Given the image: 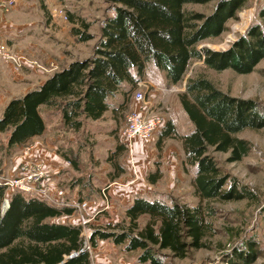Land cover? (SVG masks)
Segmentation results:
<instances>
[{"label":"trees","instance_id":"trees-1","mask_svg":"<svg viewBox=\"0 0 264 264\" xmlns=\"http://www.w3.org/2000/svg\"><path fill=\"white\" fill-rule=\"evenodd\" d=\"M113 14L99 25V38L91 56L73 60L54 71L40 85L21 96L11 98L0 115V133H6V149L14 150L45 131L42 107L58 111L62 126L77 131L83 120H98L105 112L123 109L112 98L128 86L131 92L143 79L146 67L153 63L164 71L168 86L181 82L192 60L202 61L214 71L231 69L238 74L252 72L264 58V33L253 23L246 33L224 50L206 46L201 41L221 35L225 22L246 0H218L213 11L204 15L184 9L186 3L204 4L212 0H108ZM264 19V4L257 11ZM84 30L72 28L78 41L91 37ZM123 92V91H122ZM179 103L192 124L180 141L186 164L194 167V194L199 202L187 206L158 199L134 196L124 210L121 222H108L92 230L88 244L110 240L125 251L141 250L140 263L160 264L157 249H167L184 256L187 248H201L208 225L203 200H239L251 192L228 175L222 174L213 152L227 153L228 162L240 161L250 150L248 140L236 136L244 129L264 127V112L250 98L231 96L203 75L185 80ZM176 131L171 120L160 129L157 144ZM126 147L118 144L107 157L113 181L125 172L117 161ZM158 169L147 180L154 183ZM231 180V181H229ZM229 181V186H224ZM101 194V193H100ZM3 188L0 187V203ZM9 206L0 214V264H91L83 244L80 225L56 221L72 215L73 208L51 205L37 197L13 190ZM147 221L139 227V219ZM73 252H77L73 255ZM255 251L247 248L235 254L234 261L251 264Z\"/></svg>","mask_w":264,"mask_h":264},{"label":"rangeland","instance_id":"rangeland-1","mask_svg":"<svg viewBox=\"0 0 264 264\" xmlns=\"http://www.w3.org/2000/svg\"><path fill=\"white\" fill-rule=\"evenodd\" d=\"M217 1L204 4L186 3L184 9L208 15ZM8 2L9 0H0V14H4L12 22V35L15 34L18 39L17 44L15 39L8 41L11 48L42 64L55 65L46 72L36 70L34 74H25L29 81L22 79L14 83V93H21L27 86H38L54 71L66 67L73 60L91 56L100 35V22L113 14L112 3L108 0H12L10 5ZM3 3H6L5 8H1ZM263 4L264 0H246L235 11V17L225 22L226 30L220 36L205 39L197 47L227 49L253 23L258 24L264 33V19L257 16V11ZM83 24L88 25L86 33L91 38L78 41L71 29L84 30ZM0 61L5 65V61ZM30 72L27 70V73ZM196 75L205 76L216 88L231 96L255 100L264 112V58L248 74H238L231 69L214 71L205 67L202 61H190L183 80L173 84L176 91L164 94V101L169 109L166 117L173 122L176 135L164 139L160 145L157 144L159 132L148 140H134L138 142V147H134L137 151L132 161H139L140 178L137 181V191L126 196V200L123 196H118L119 194L109 192L111 184L113 187H123L131 178L128 170L131 148L126 147L118 154L117 161L124 166L125 172L113 181L109 180L108 173L112 166L107 157L118 144H122L118 133L130 110L132 93L136 86L131 92H128V86H124L123 92L110 100L115 106L123 103V109L117 112L107 111L103 118L95 121L83 120L77 131L62 126L61 114L57 110L44 107L40 109L47 126L41 143L47 151L54 152L59 158V162H55L58 164L55 179L63 190L58 200L76 199L89 202L88 208L80 213L81 216L84 214L85 219H89L82 224L83 240L95 228L104 227L108 222L124 220L127 202L134 196L187 206H195L199 202L192 184L194 167L185 163L179 138L192 129V124L178 98L184 90L185 80ZM143 79L149 81L150 95L155 97H160L162 90L168 87L164 71L153 63L147 65ZM236 136L251 144L249 152L240 161L228 162L227 153L211 151V154L221 173L234 179L240 186H245L251 192V197L201 201L208 225L203 238L205 245L201 248H187L182 257L167 249H157L160 264H231L235 254L249 247L255 251L256 257L251 264H264V127L247 128ZM6 137V133H0V175H16L17 163L25 157L41 158L35 152H30L32 142L8 151ZM156 169L159 170L160 177L151 183L147 177ZM50 177L47 179L49 185L52 183ZM229 181L224 189L229 186ZM102 189H105L106 199L100 194ZM11 192L8 190L9 194ZM106 201L107 208L104 207ZM74 214L72 221L78 222L79 213ZM146 221L147 217L142 216L138 222L139 227ZM123 247L122 244L116 245L110 240H103L98 242L97 247L90 246L86 250L91 264H150L138 262L137 257L141 250L125 251ZM235 262L243 264L239 260Z\"/></svg>","mask_w":264,"mask_h":264},{"label":"built area","instance_id":"built-area-1","mask_svg":"<svg viewBox=\"0 0 264 264\" xmlns=\"http://www.w3.org/2000/svg\"><path fill=\"white\" fill-rule=\"evenodd\" d=\"M11 3L12 0H9L8 4L10 5ZM5 7L6 3H3L1 8ZM0 60L8 63L12 71L15 73L23 71L25 67L46 72L48 69H53L55 66L54 63L42 64L36 59H32L23 53L15 51L11 48L7 41L2 39H0ZM149 88L150 83L146 79H142L136 83L131 100L134 107L128 111L125 122L119 129L118 133L120 142L125 147L131 148L134 140H148L152 138L153 135H155L165 124L169 109L164 101V94L165 92L176 91V87H174V85H170L166 89H163L160 97H157L156 100H152L150 98L151 92ZM48 173L49 170L41 158L25 157L18 161L16 175H0V187L3 188V195L0 203V214H4V212L8 209V190H17L27 197H37L47 203L73 208V214L79 213L77 215L78 225L81 226L83 231L82 224L86 223L89 219H85L84 214L81 216L80 213L88 208L89 202L85 200H58L53 195L51 186L47 183V179L49 177ZM101 196L106 199L107 196L105 189L101 190ZM104 207H108L107 201ZM90 234L88 235V238ZM88 238L83 240L80 250L90 248ZM76 254L77 252H73V255Z\"/></svg>","mask_w":264,"mask_h":264},{"label":"crops","instance_id":"crops-1","mask_svg":"<svg viewBox=\"0 0 264 264\" xmlns=\"http://www.w3.org/2000/svg\"><path fill=\"white\" fill-rule=\"evenodd\" d=\"M12 25H13L12 22H10V20H7L4 14H0V39L7 41V43H9L8 42L9 40L11 41V40L15 39L16 40L15 42L17 44L18 43L17 42L18 39H17L16 35L14 34V36H13L12 35L13 33L11 32ZM12 45L14 46V44H12ZM4 63H5V65L0 61V115L2 114L4 106L6 105V103L11 98L17 97V96H21L24 93H26L28 90L37 87V86H35V87L27 86V87H25L22 90L21 93H14L15 92V91H13L14 90V83H18V81L22 80V79H26V82L29 81V79H27L25 76H27L28 74L36 73L37 69H32V68L25 67L23 69L24 72L21 71L19 73H15V72L12 71V69L10 68L8 63H6V62H4ZM27 70H30L31 72L27 73ZM25 74H27V75H25ZM150 98L152 100H156L157 99V97H155L153 95H150ZM133 107H134V105H133V103L131 101L130 109H132ZM40 114H41V112H40ZM60 118H61V115H60ZM166 120H167V117H166ZM44 123H45V120H44ZM46 130H47V126H46V123H45V131H44V133L39 135V136L33 137L27 143L29 144L30 142H32L31 143V147L32 148L30 149V152L31 151L35 152V154L37 156L38 155L41 156V158L44 161V163L46 164L48 170L50 169L49 177L51 176L50 179L52 180V183L50 184L51 191H52L53 195L58 199L59 196L62 194V190H63L60 187V185H58V183H57V181L55 179V177H56L55 175H56V172H57V169H58V166H57L58 164H56L55 162H59V158L55 155L54 152L51 153V152L47 151L45 146L41 143V140H42L41 137L44 136V134L46 133ZM134 147L135 148L138 147V142L133 141V143L131 145L132 155L129 158L131 163L128 164V170H129L130 174L132 175L131 178L125 183V185L123 187H113L112 186L113 184H111L112 188L110 186V190L111 191L109 192V194L111 192H112L111 194H115V195L119 194L118 196H123L125 200H126V196H129V194L134 193V192L137 191V188H138V184H137L138 182L137 181L140 178V176H139L140 175V170H139V165H138L139 161L138 160L132 161L133 156L135 155V151H137ZM30 152H27V153L29 154ZM29 155H31V154H29ZM132 162H133V164H132ZM113 188H114V190H113ZM74 200H76V199H72L71 201H74ZM127 203L129 204L130 200ZM74 216L75 215H73V214L72 215H64V216H61V217L57 218L56 221H59V222H62V223H66V224H76L77 225L78 224L77 221H72V219L75 218Z\"/></svg>","mask_w":264,"mask_h":264}]
</instances>
